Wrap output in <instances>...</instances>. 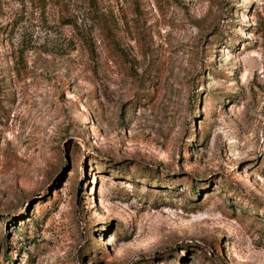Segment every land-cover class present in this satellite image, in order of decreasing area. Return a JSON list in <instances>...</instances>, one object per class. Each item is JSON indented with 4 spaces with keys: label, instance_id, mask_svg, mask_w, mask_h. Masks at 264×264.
Here are the masks:
<instances>
[{
    "label": "rangeland",
    "instance_id": "rangeland-1",
    "mask_svg": "<svg viewBox=\"0 0 264 264\" xmlns=\"http://www.w3.org/2000/svg\"><path fill=\"white\" fill-rule=\"evenodd\" d=\"M0 264H264V0H0Z\"/></svg>",
    "mask_w": 264,
    "mask_h": 264
},
{
    "label": "trees",
    "instance_id": "trees-1",
    "mask_svg": "<svg viewBox=\"0 0 264 264\" xmlns=\"http://www.w3.org/2000/svg\"><path fill=\"white\" fill-rule=\"evenodd\" d=\"M98 14L96 13V16H95V23L98 25H100V27L103 29V31H105V32H107V34H110V32L111 31H109V29L108 28H106L108 25H107V21H106V19L104 20H102V17L100 18V17H98L97 16Z\"/></svg>",
    "mask_w": 264,
    "mask_h": 264
}]
</instances>
